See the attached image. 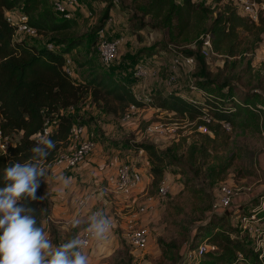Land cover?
I'll use <instances>...</instances> for the list:
<instances>
[{"label": "rangeland", "instance_id": "obj_1", "mask_svg": "<svg viewBox=\"0 0 264 264\" xmlns=\"http://www.w3.org/2000/svg\"><path fill=\"white\" fill-rule=\"evenodd\" d=\"M173 1L176 6L181 4V0ZM192 1L208 11L206 15L201 10L196 11L180 35H177L174 16L169 23L163 21L165 13L160 20L153 14L141 12L139 7L147 0H78L73 7L65 4L78 22L76 33L80 36L89 34L108 8L110 19L102 35L107 39L121 40L109 67L100 64L98 54L93 50L78 55L73 53L72 58L76 59L70 64L73 76H79V81H83L94 71L106 73L131 86L136 96L146 100L159 91L199 99L193 90L197 83L193 74L199 68L198 64L192 70L182 67L175 70L171 60L176 52L194 51L200 36L210 32L216 12L223 9L221 4L230 5L221 0ZM261 20L264 21V16ZM256 34L255 30L241 31L235 56L215 52L216 55L206 62L209 81L215 82L213 87L230 82L239 89L254 90L262 98L257 103L263 105L264 33L260 37ZM16 39L35 46L46 44V40L36 34L20 33ZM133 57L136 60L133 61ZM86 60H92L94 69L80 67ZM138 64L148 73L147 76H134L132 70ZM170 76L176 77L171 87L167 85ZM199 82H203L202 79ZM127 108L121 110L111 100L95 102L90 95H85L74 107L64 111L72 116L75 126L83 128L82 139L93 142L94 150L71 170L55 167L51 162L43 165L46 175L40 179L39 188L46 210L42 225L53 245L79 236L87 218L95 212L117 220L118 224L104 240L91 243L85 252L89 264H181L184 254L188 255L191 232L215 214L225 216L228 226L240 232L241 214L250 212L256 202L264 203V110L247 126L233 125L229 130L221 126L218 134L213 135L203 127H197L196 122L157 110L147 102L124 121ZM155 123L163 125L162 133L146 131ZM47 125L52 131L55 129L54 122ZM19 137L20 134L15 133L12 143ZM141 144L150 145L159 155L166 156L161 181L165 180L169 188L164 196L159 194L161 181L156 186L151 184L153 163L150 157L142 149L135 150ZM70 149L71 146H65L58 153H67ZM124 163L134 164L143 175L139 188L126 197L111 193L106 182ZM64 179L69 180L66 187ZM221 186L232 191L227 209L232 212L229 215L226 210L215 213L212 209L219 200ZM89 192L94 193V199L88 208L78 212L79 199ZM147 198H151L152 208L138 216L136 226L148 230L149 242L144 250H135L127 241L125 218ZM76 219L80 226L70 228ZM253 245L262 250L260 242ZM206 247L212 248L210 245Z\"/></svg>", "mask_w": 264, "mask_h": 264}, {"label": "trees", "instance_id": "obj_2", "mask_svg": "<svg viewBox=\"0 0 264 264\" xmlns=\"http://www.w3.org/2000/svg\"><path fill=\"white\" fill-rule=\"evenodd\" d=\"M52 2L0 0V132L3 139L11 142L8 154L0 155V187L5 186L4 168L14 162L23 163L28 160L32 155L29 150L36 143L38 134L42 133L47 122L55 123V129L47 138L53 140L56 147L50 150L45 163L52 162L58 151L68 146V136L75 125L72 116L64 111L74 107L85 95H90L95 102L107 103V100H111L117 103L121 110L129 105L141 109L147 102L157 110L196 122L197 127H204L213 135L218 134V129L223 124L247 126L263 113L264 104L257 103L262 101V98L256 91L239 89L236 84L230 82L212 86L215 82L209 81L207 62L201 55L199 43L194 51L176 53L193 56L199 66L193 74L197 80L193 89L200 92V103L198 99L185 100L178 94L167 95L161 91L149 95L148 100L146 98L138 101L131 86L97 71L79 81V76L66 73V60L69 57L70 62L75 63L76 59L72 58V54L78 55L82 51L93 50L98 54L99 31L105 29L110 19L109 9L106 8L89 34L80 36L76 33L79 27L77 20L73 17L62 19L53 10ZM169 3L167 0H147L139 8L144 15L153 14L154 18L160 20L165 13L163 21L169 23L174 16L178 25L177 35L187 29L190 17L198 10L205 15L208 11L195 5L192 0H181L179 6H176L173 0H169ZM221 5L223 9L216 12L209 27V33L213 36L212 48L218 54L233 57L238 51L240 32L255 30L256 36L260 37L264 33V21L260 20L259 24L255 25L239 16L230 6ZM8 12L25 16L24 24L34 29L37 36L45 39L46 44L35 46L16 39V35L20 34H17L18 25L22 22H10L6 17ZM114 39L117 38L107 40ZM168 50L174 52L171 48ZM132 60L136 58L133 57ZM85 66L94 69L92 60H86L80 65ZM136 66L132 70L133 74ZM200 79L203 82H199ZM204 118L209 122L203 121ZM15 133H19L20 137L12 143ZM138 149H142L150 157L153 163L150 168L151 184L158 185L164 173L166 156L159 155L150 145L141 144L136 146L135 150ZM161 183L162 181L160 185ZM36 195L42 196L40 188ZM262 198L264 200V194ZM21 203H26L36 210L38 225L43 227L42 218L46 210L44 200ZM228 212L229 210H226L228 215L232 213ZM251 213L256 215L260 224H264V203L256 202L250 212L242 213L241 216ZM261 232L264 235V227ZM255 240L248 233L228 226L225 216L215 214L191 232L188 252L197 251L203 244L213 246L214 249L205 250L196 258H187V254H184L181 264H262L264 253L254 248Z\"/></svg>", "mask_w": 264, "mask_h": 264}, {"label": "built area", "instance_id": "obj_3", "mask_svg": "<svg viewBox=\"0 0 264 264\" xmlns=\"http://www.w3.org/2000/svg\"><path fill=\"white\" fill-rule=\"evenodd\" d=\"M225 1V2H223ZM78 0H65L64 3L53 1V10L55 13L60 16L62 19H70L71 13L68 10L67 6H76ZM222 3H229L231 8L239 15L250 22L258 25L262 16H264V0H221ZM66 4V5H65ZM13 13L16 12H8L6 13V17L10 22L17 23L22 22L18 25V33H26L29 35H35L34 29L28 27L24 22L26 21L25 16L17 13V17H13ZM104 29L99 31V41L97 45L98 58L99 62L103 67H109L112 64V61L117 54V48L121 44V40L119 38L114 40H107L103 37ZM212 40L213 36L211 33L207 32L206 34L200 36L197 40V43L200 44V52L201 55L206 59V61L212 56L216 55L212 48ZM195 44V46L197 45ZM51 47V46H49ZM172 69H177L179 67L188 68L192 70L195 67L196 61L193 56H186L183 54H175L171 60ZM71 62L67 58L65 71L68 75L73 76V72L70 69ZM147 72L144 70L142 66L139 64L136 66L134 71V76L136 77H144L147 76ZM176 81L175 76H170L167 80V85L171 87ZM199 96L200 92L193 89ZM173 92L168 91L167 95H171ZM136 100L141 101L145 98L136 96L134 94ZM183 99H194V98H185L180 96ZM195 100V99H194ZM127 114L124 116L123 120L128 121L132 115L138 110L134 105L128 106ZM203 121L209 122L208 119L204 118ZM48 123V122H47ZM46 123L45 128L42 133L38 134L37 138L41 136L47 137L52 130L48 127ZM225 129L229 130V124L222 125ZM204 128V127H203ZM163 125L159 123H155L147 128L148 133H162ZM205 129V128H204ZM83 128L81 126H74L68 136V146H71V149L67 153H58L54 160L51 162L53 166L59 167L65 170H71L75 168L86 156L92 153L94 150V143L91 141L82 139ZM8 140L3 139L0 132V155L8 154L9 147ZM142 172L134 165L130 163H124L117 167L115 173L107 178V186L111 193L116 196H130L135 190H137L142 182ZM168 186L165 180L162 181L159 187V194L164 196L168 192ZM94 199V193L89 192L82 196L77 203V210L81 212L89 207L90 203ZM232 199V191L227 186L220 187V197L217 203L212 206L213 212L220 213L222 210H227L230 207ZM152 208L151 206V198H147L144 203L138 206L135 212L129 211L126 214L125 218V232L129 245L135 250H144L149 242V233L148 230L144 227H137L136 222L139 215L145 214ZM111 221V229L110 231L117 226L118 222L114 219H109ZM240 223V232L248 233L251 237L255 238V242L261 244L262 251L264 253V235L261 232V229L264 227V224H260L256 215L251 213L250 215L241 216L239 219ZM107 233V235L110 233ZM106 235V236H107ZM79 237L85 240V247L83 249L84 252L91 246L95 240H91L88 238L87 233L83 230ZM261 238V240H258ZM207 245H201L197 251L188 252V258H196L201 255L205 250H213L212 248H207Z\"/></svg>", "mask_w": 264, "mask_h": 264}, {"label": "clouds", "instance_id": "obj_4", "mask_svg": "<svg viewBox=\"0 0 264 264\" xmlns=\"http://www.w3.org/2000/svg\"><path fill=\"white\" fill-rule=\"evenodd\" d=\"M56 143L41 136L29 150L27 161L14 162L3 170L5 186L0 187V264H89L83 251L85 240L73 236L60 245H53L43 227L38 225L35 209L21 201L44 200L37 197L43 166ZM69 180L64 179L66 187ZM74 220L71 227H79ZM111 221L101 212L91 214L83 229L89 239L102 241L111 229Z\"/></svg>", "mask_w": 264, "mask_h": 264}, {"label": "crops", "instance_id": "obj_5", "mask_svg": "<svg viewBox=\"0 0 264 264\" xmlns=\"http://www.w3.org/2000/svg\"><path fill=\"white\" fill-rule=\"evenodd\" d=\"M13 17L16 18V17H17V13H13ZM149 70H151V69H149ZM175 94H178V93H175ZM178 95H179V96H182V95H180V94H178ZM196 97H197V96H196ZM196 97H195V98H196ZM198 100H199L198 102L200 103V102H201V99L199 98ZM58 201H59V202H63V200H58ZM53 203L56 204V200H53ZM62 206H63V205L61 204V205H60V208H61Z\"/></svg>", "mask_w": 264, "mask_h": 264}]
</instances>
